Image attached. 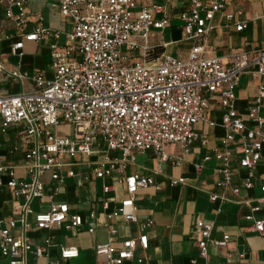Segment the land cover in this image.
Masks as SVG:
<instances>
[{
    "label": "built area",
    "instance_id": "built-area-1",
    "mask_svg": "<svg viewBox=\"0 0 264 264\" xmlns=\"http://www.w3.org/2000/svg\"><path fill=\"white\" fill-rule=\"evenodd\" d=\"M27 0H0L4 16L12 23L17 39L11 43L12 51L22 45V39L38 40L50 37L48 42L51 75L36 70L31 76L32 88L27 91L0 95V131L16 125V132L26 143L23 151L25 175L16 177L12 164L0 160L1 174H7L3 184L11 193L22 199L19 223L22 228L30 225L26 215L32 211L31 199H48L45 208L33 212L36 228L49 229L52 225L65 229L77 227L82 222L79 210L69 211L65 200L54 199V194L74 175L73 165L83 163L96 177L118 173L124 194L109 207L108 200L101 198L102 218L90 210L95 225L107 226L110 234L116 228L108 223L115 216L134 222L136 235L118 240L117 245L108 240L96 241L93 251L104 257L107 264H118L123 259L140 262L147 247L145 227L152 219L139 220L136 215L134 194L140 187L154 183L152 176L126 171L134 151L152 149L161 160L178 163L194 141L207 145V138L194 127L196 122L218 125L223 129L221 147L212 146L202 159L211 156L216 161L218 177L214 184L228 188L238 195L240 187L249 189L254 182L251 173L260 160L264 143V114L261 102L264 84L257 85L252 101L245 113H238L234 106L235 88L240 74L253 76L264 73V33L262 46L246 53L235 51L228 62L220 57L204 55L201 40L212 28L210 20L228 0H187L179 12L181 31L185 38H192L184 58L168 52L154 53L147 43L152 28H161L168 22L163 5L142 0H56L59 13L70 19V28L64 32L65 40L58 43L59 29L43 23L41 13L28 18ZM238 12V11H237ZM155 13H160L157 17ZM226 18L231 13L225 14ZM243 21L234 23L235 29L244 26ZM13 76H27L25 70L9 71ZM214 104L217 114L207 112ZM70 126L71 134H59V125ZM176 143L180 154H168L167 143ZM228 144L231 147H228ZM76 154L85 157L75 159ZM196 169L200 163L194 164ZM238 168L247 172L238 183ZM48 172L50 189L46 190L41 174ZM169 182H183V176H170ZM260 193L239 197L237 201L248 203L249 211L244 218L250 220V228L264 233V216L255 212L264 208V180L257 184ZM111 186L103 183L101 191ZM223 199V192H209V198ZM15 220L8 218L0 227V256L7 257L6 264L21 262V253L31 251L46 255L51 244L49 235L41 242L31 243L25 235L11 232ZM213 223L198 218L194 228L196 257L206 264L209 246H224L227 233L212 236ZM139 248L141 253L134 254ZM75 245H60L58 256L68 259L77 255ZM241 255V254H239ZM196 257L189 259L197 264ZM46 264H62L57 258ZM221 264V263H216Z\"/></svg>",
    "mask_w": 264,
    "mask_h": 264
},
{
    "label": "crops",
    "instance_id": "crops-1",
    "mask_svg": "<svg viewBox=\"0 0 264 264\" xmlns=\"http://www.w3.org/2000/svg\"><path fill=\"white\" fill-rule=\"evenodd\" d=\"M56 0H27L25 3L28 18H33L35 13H41L43 23L51 28L59 29L58 43L65 40L64 32L70 28V19L59 13L56 5H50ZM145 3H159L163 5L168 14V22L161 28H152L147 37V43L153 49L158 47L178 58H184L189 47L193 44L192 38H185L181 31V21L178 12L185 7L187 0H142ZM209 1V0H203ZM238 11V12H237ZM231 13L230 18L225 14ZM158 17L160 13H155ZM243 21L241 29H235L234 23ZM210 23L212 28L201 40L204 55L220 57L223 62H228L230 55L235 51L250 53L262 46L264 33V0H228L224 6L215 11ZM18 37L12 23L4 16L0 4V95L27 91L32 88L30 76L36 70H42L45 76L51 75V65L48 42L50 37L38 40L22 39V45L12 51L11 43ZM159 51V52H160ZM158 52V53H159ZM25 70L27 76L17 77L9 73L12 69ZM259 83L264 84V73L253 76L248 72L240 74L235 88L233 106L235 110L244 114L247 105L252 101ZM261 112L264 114V98L261 102ZM216 115L214 104L207 112ZM195 129L207 138V145L194 141L190 149L181 154L178 163H171L169 159L161 160L152 149L134 151L133 160L126 165V171L150 175L154 183L140 187L134 194L136 215L139 220L147 217L152 219L150 225L145 227L147 247L145 257L137 262L132 259H123L118 264H190L189 259L196 257L197 232L194 228L198 218L212 221V236L218 237L227 233L229 238L224 246H209L206 264H264V233L259 234L250 228V220L244 218L249 211L248 203L237 201L239 197L257 195L260 190L257 184L264 180V143L260 150V160L251 173L254 184L249 189L240 187L238 195H234L228 188L222 189L214 184L218 173L215 170L216 161L211 156L203 160L202 156L210 152L212 146L221 147L220 139L223 129L218 125H207L196 122ZM16 132V125H10L4 132L0 131V160L12 164L14 175H25L23 166V151L26 143ZM228 147H231L228 144ZM164 150L168 154H180L176 143H167ZM77 160H84L81 155L75 156ZM200 163L196 169L194 164ZM74 175L65 178V182L54 194V199L65 200L69 211L79 210L82 222L79 226L65 229L62 226L52 225L49 229H39L34 226L33 212L48 203L47 198L31 199L32 211L26 215L30 225L22 228L19 223L21 216L20 203L22 199L14 196L3 184L7 174H1L0 184V227L5 225L8 218L15 220V225L10 230L15 235H25L31 243H39L45 235H49L51 244L47 247V254L37 256L31 251L21 253V262L16 264H46L48 259L57 258L62 264H107L104 257L93 251L96 241L108 240L117 245L118 240L135 236L136 225L127 222L120 216L111 217L108 223L116 228L113 234L108 233L107 226L95 225L88 231L87 226L93 221L88 213L93 210L97 219L102 218L101 198L108 200L109 207L115 205L123 196V184L116 171L110 175L96 177L90 167L83 163L73 165ZM247 174L244 168H238L235 181L240 183ZM170 176H183V182L170 183ZM41 179L46 182L45 189H50L48 172L41 174ZM103 183L111 188L101 191ZM223 192V199L209 198V192ZM255 216H264V208L255 212ZM60 245H75L77 255L68 259L58 256ZM139 248L135 249V256L140 254ZM241 254V255H239ZM197 264L202 259L196 257ZM7 257L0 256V264H6Z\"/></svg>",
    "mask_w": 264,
    "mask_h": 264
},
{
    "label": "rangeland",
    "instance_id": "rangeland-1",
    "mask_svg": "<svg viewBox=\"0 0 264 264\" xmlns=\"http://www.w3.org/2000/svg\"><path fill=\"white\" fill-rule=\"evenodd\" d=\"M58 132H59V134H63V133L71 134L70 126L67 124L59 125ZM76 156H79V154H76Z\"/></svg>",
    "mask_w": 264,
    "mask_h": 264
},
{
    "label": "trees",
    "instance_id": "trees-1",
    "mask_svg": "<svg viewBox=\"0 0 264 264\" xmlns=\"http://www.w3.org/2000/svg\"><path fill=\"white\" fill-rule=\"evenodd\" d=\"M154 53H158L160 50L158 49V47L154 48Z\"/></svg>",
    "mask_w": 264,
    "mask_h": 264
}]
</instances>
